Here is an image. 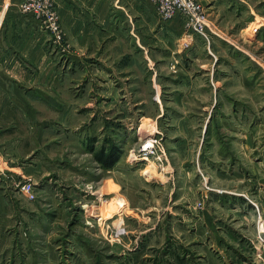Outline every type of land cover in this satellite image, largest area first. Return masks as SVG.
Listing matches in <instances>:
<instances>
[{
  "label": "rangeland",
  "instance_id": "374dc122",
  "mask_svg": "<svg viewBox=\"0 0 264 264\" xmlns=\"http://www.w3.org/2000/svg\"><path fill=\"white\" fill-rule=\"evenodd\" d=\"M196 1L223 36L210 48L150 0H105L85 63L57 54L69 88L25 92L40 124L6 185L0 264H264V0L217 17Z\"/></svg>",
  "mask_w": 264,
  "mask_h": 264
},
{
  "label": "crops",
  "instance_id": "0c3cea01",
  "mask_svg": "<svg viewBox=\"0 0 264 264\" xmlns=\"http://www.w3.org/2000/svg\"><path fill=\"white\" fill-rule=\"evenodd\" d=\"M198 1L206 7L212 17H217V10L224 7L236 12L242 9L253 10L250 6L252 0ZM109 4L105 0H56L61 26L72 46L69 52L61 54L56 53L59 49H56L50 32L42 28L36 20L21 13L20 0H0V209H5L8 196L6 185L15 180L13 173L16 175L23 173V168H17L18 158L24 154L21 142L33 137L35 132L32 129L30 132L28 128L39 119L36 116L34 120L33 113H38L39 108L34 105L33 96L29 97L25 92L39 89L42 84L51 88L61 81L67 83L69 88L71 80L66 76H71V67L68 69H65L64 65L60 67L57 54L75 67L78 63L82 66L81 64L85 63V54L80 53L86 48L89 36L98 30L97 20L100 19V12L109 10ZM153 8L157 13L155 6ZM175 22L181 25L180 19ZM210 28L216 34L215 40L223 37L213 22ZM83 72H86V68ZM39 124L40 121H37L38 127ZM36 132V135L40 136V130ZM10 155L13 157L16 155L15 165L11 164L10 160L1 163ZM111 183L112 186H117L114 181ZM114 196L115 193L110 192L109 198L113 199ZM117 203L109 204L111 212L108 214L100 213L105 216L102 221L109 217L112 219L120 212ZM103 207L107 209V205Z\"/></svg>",
  "mask_w": 264,
  "mask_h": 264
},
{
  "label": "built area",
  "instance_id": "2783aa9c",
  "mask_svg": "<svg viewBox=\"0 0 264 264\" xmlns=\"http://www.w3.org/2000/svg\"><path fill=\"white\" fill-rule=\"evenodd\" d=\"M150 2L155 6L158 16L164 23L177 18L182 21L190 44L196 38L207 43L210 48L214 32L209 26L205 8L196 0H150ZM19 9L21 13L36 20L42 28L49 31L55 42L61 40L62 28L56 0H20ZM252 31L254 35L264 33V18L257 21ZM21 191L31 200L35 199L33 184H22ZM260 243L264 246V236L260 238Z\"/></svg>",
  "mask_w": 264,
  "mask_h": 264
},
{
  "label": "trees",
  "instance_id": "16d2710c",
  "mask_svg": "<svg viewBox=\"0 0 264 264\" xmlns=\"http://www.w3.org/2000/svg\"><path fill=\"white\" fill-rule=\"evenodd\" d=\"M96 157V159L106 168H112L118 161V158L114 157L111 162L112 153L110 156L102 155V153H99Z\"/></svg>",
  "mask_w": 264,
  "mask_h": 264
}]
</instances>
